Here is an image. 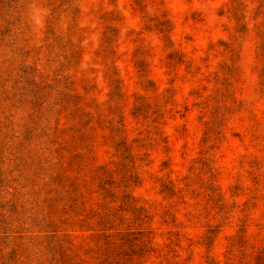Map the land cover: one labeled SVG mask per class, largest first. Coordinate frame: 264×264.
<instances>
[{"label": "rangeland", "instance_id": "1", "mask_svg": "<svg viewBox=\"0 0 264 264\" xmlns=\"http://www.w3.org/2000/svg\"><path fill=\"white\" fill-rule=\"evenodd\" d=\"M125 261L264 264V0H0V264Z\"/></svg>", "mask_w": 264, "mask_h": 264}, {"label": "trees", "instance_id": "2", "mask_svg": "<svg viewBox=\"0 0 264 264\" xmlns=\"http://www.w3.org/2000/svg\"><path fill=\"white\" fill-rule=\"evenodd\" d=\"M70 4V6H72V2L71 3H69ZM119 147H120V149H122L123 150V153H124V156H126V155H128V149L126 148V146H124L123 145V143H120L119 144ZM132 210H136V208L135 207H132ZM111 215L108 213H105L103 216H102V219H104V220H109V217H110ZM112 229V228H111ZM142 232H139V234H141ZM127 261V260H126ZM126 261H125V264H126Z\"/></svg>", "mask_w": 264, "mask_h": 264}]
</instances>
